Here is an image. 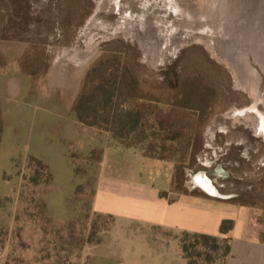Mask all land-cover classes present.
Returning a JSON list of instances; mask_svg holds the SVG:
<instances>
[{
    "label": "rangeland",
    "instance_id": "obj_1",
    "mask_svg": "<svg viewBox=\"0 0 264 264\" xmlns=\"http://www.w3.org/2000/svg\"><path fill=\"white\" fill-rule=\"evenodd\" d=\"M111 56L161 109L166 132L146 126L135 148L163 161L118 144L107 166L102 140L67 124ZM0 107V264H187L163 203L183 223L249 213L264 229V0H0ZM71 139L99 147L78 157L74 190ZM203 173L220 197L194 183ZM200 252L197 264H223V251Z\"/></svg>",
    "mask_w": 264,
    "mask_h": 264
},
{
    "label": "trees",
    "instance_id": "obj_2",
    "mask_svg": "<svg viewBox=\"0 0 264 264\" xmlns=\"http://www.w3.org/2000/svg\"><path fill=\"white\" fill-rule=\"evenodd\" d=\"M122 61L120 56H111L104 63L99 62L94 66L88 83L82 88L76 99L73 111L80 122L85 125L110 132L121 144L127 147H135L147 138L146 130H144L146 126L154 128V124H157L158 128L152 131V137L157 140L158 137L166 132V127H164L166 124L162 116H160V107L153 103L155 102L154 99H149V106L144 103L147 98L139 88L140 84L135 71L129 64H123ZM203 101L204 99L199 98L195 94H187L182 103L186 109L193 112L199 111ZM202 110L201 108L200 111ZM149 113L150 115L153 114V123L151 124V121H148L147 118ZM171 125L169 124V127ZM2 131L3 124L0 107V141ZM170 134L167 133L164 140L175 141L180 136L179 132L171 131ZM187 142L188 146L186 148L190 146V140ZM157 150L156 146L151 148L150 151L152 153L149 157L164 160V157L157 155ZM170 158L174 160V155H171ZM108 216L112 217L111 215ZM252 226V232L260 242L264 243V229L260 230L253 224ZM233 229L234 220L224 219L220 224L219 230L226 237L183 231L178 236V239L187 264H197L192 258L202 255L200 249L213 252L223 251V264H226L230 255V241L232 240V237L228 234ZM206 260L208 262L211 261L212 256L206 255Z\"/></svg>",
    "mask_w": 264,
    "mask_h": 264
},
{
    "label": "crops",
    "instance_id": "obj_3",
    "mask_svg": "<svg viewBox=\"0 0 264 264\" xmlns=\"http://www.w3.org/2000/svg\"><path fill=\"white\" fill-rule=\"evenodd\" d=\"M67 124L70 126L71 132L74 133L76 136L82 137V135L88 132L89 133L88 138L91 139L100 138V140H102V143L105 146H107L104 150V157L100 158V160H102V164L104 160L107 161V166L110 163H112L110 164L112 166L115 163H117L116 158H117V153L119 152L118 144L120 146L121 143L112 135V133L99 130L95 127L87 126L84 123L80 122V120L77 117L68 119ZM65 142H66L65 143L66 149H65V154L63 156L68 160V162H70L71 171L69 173L71 174L70 177L73 182L72 189L74 190L76 189L77 167L82 165V163L79 162L78 157H83V158L91 157L93 155L92 153L95 154L97 153L99 147L94 145V142L85 144L83 140L82 143L81 141L78 142L72 139L65 140ZM121 145L126 150L125 154H128L131 150H133L137 154V156L140 157L142 155L135 147H127L124 146L123 144ZM142 156H147V155H142ZM33 157L40 160L38 157L35 156ZM155 160L163 161L158 159ZM98 161L99 159L96 161V163H98ZM127 170L129 171L130 169ZM67 198H68L67 196L64 197L65 204H67ZM188 200H193V199L188 198ZM163 205L167 209L169 216L164 217L160 224L163 229L169 231L176 230L175 232H177V234H179L182 231H188V232L205 233L219 237H223V236L226 237L225 235H222L220 233L219 230L220 224L224 219L234 220V229L228 234L232 237V240L230 241V246H231L230 255L228 256L226 264H264V243L260 242L257 236L252 232L251 217L249 213H247V217H239V218L220 217L218 220H214L213 222H210L208 217H203L201 220L197 222L195 221L193 223L190 222L183 223V219H184L182 215L183 212L180 209L181 207H178L180 212L177 213L178 210L177 203L174 204L163 203ZM96 209L97 206L95 202L94 211L102 212ZM103 211L104 213L102 212L101 214L106 213L105 210ZM209 222L210 224H208ZM243 225H245L244 228L242 227Z\"/></svg>",
    "mask_w": 264,
    "mask_h": 264
},
{
    "label": "flooded vegetation",
    "instance_id": "obj_4",
    "mask_svg": "<svg viewBox=\"0 0 264 264\" xmlns=\"http://www.w3.org/2000/svg\"><path fill=\"white\" fill-rule=\"evenodd\" d=\"M202 176H203V178L202 177H200V176H196V177H194V183H196L197 185H203L205 188H207L206 190L208 191L209 189H211V188H209V187H211L212 186V188H214L216 191H217V189H216V187L212 184V182L208 179V177L207 176H205V174L203 173V174H201ZM209 186V187H208ZM201 187V186H200ZM205 188H203V189H205ZM213 193H215L214 191H212ZM217 192H219V191H217ZM220 193V192H219ZM211 196H213V195H211Z\"/></svg>",
    "mask_w": 264,
    "mask_h": 264
},
{
    "label": "bare ground",
    "instance_id": "obj_5",
    "mask_svg": "<svg viewBox=\"0 0 264 264\" xmlns=\"http://www.w3.org/2000/svg\"><path fill=\"white\" fill-rule=\"evenodd\" d=\"M196 184V183H195ZM198 186H201L202 188H205L203 185H198ZM209 187V186H208ZM209 188H211V189H209L208 191L206 190L207 188H205L204 190L205 191H207L210 195H213V196H219L220 197V193L219 192H217L214 188H212V186L211 187H209ZM212 191H214L215 193H213Z\"/></svg>",
    "mask_w": 264,
    "mask_h": 264
}]
</instances>
